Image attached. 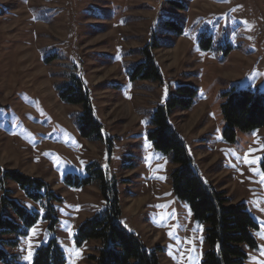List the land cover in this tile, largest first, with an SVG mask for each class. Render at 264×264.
<instances>
[{"label": "rangeland", "instance_id": "374dc122", "mask_svg": "<svg viewBox=\"0 0 264 264\" xmlns=\"http://www.w3.org/2000/svg\"><path fill=\"white\" fill-rule=\"evenodd\" d=\"M152 37L162 80H132ZM74 78L102 139L81 136L82 106L60 96ZM181 86L196 88L194 106L169 121L202 177L246 205L257 224L246 264H264V127L228 141L222 112L232 89L264 93V0H0V167L42 179L59 198L35 202L15 182L0 183V216L19 225L0 246L33 264L55 238L66 264H92L100 242L78 244L77 234L106 208L105 187L118 193L128 232L160 247L159 264H201L207 224L174 194L172 156L149 137L153 112Z\"/></svg>", "mask_w": 264, "mask_h": 264}, {"label": "trees", "instance_id": "16d2710c", "mask_svg": "<svg viewBox=\"0 0 264 264\" xmlns=\"http://www.w3.org/2000/svg\"><path fill=\"white\" fill-rule=\"evenodd\" d=\"M178 6L184 8L182 5ZM182 31L178 26L177 33L181 35ZM157 46L156 38L152 37L150 43L141 50L144 60L134 67L132 80H162L161 69L153 54ZM196 94L195 87L181 86L176 94H171L164 104L157 106L151 119L152 130L149 137L156 149L172 156L175 165L171 172L174 194L190 204L195 219L207 224V250L201 264H246L247 249L257 246L253 234L257 224L244 203L232 201L226 193L208 183L196 170L185 141L169 121L176 108L191 109ZM60 96L69 104L82 106L83 111L78 117L81 136L102 139L103 124L96 117L89 92L80 78L72 79ZM226 96L222 112L226 122L224 137L228 141H233L239 130L249 131L264 127V93L232 89ZM261 166L264 171V156ZM6 180L18 184L27 197L35 202L42 200L46 195L54 201L59 199L42 179L0 167V183ZM89 182L90 180L86 179L83 184ZM103 193L107 199L106 208L83 222L77 234L78 244L92 240L100 242L97 253L90 255L89 261L92 264H159L160 247L149 249L138 235L126 229L121 201L116 190L110 194L104 187ZM2 201L3 205L6 202L11 203L21 217H26L27 225L31 226L36 222L37 216L32 215L16 201H7L5 197ZM50 209L54 213L52 205ZM56 221L54 217L53 224ZM18 227L19 225L7 216H0V237L17 230ZM0 264L22 263L16 262L15 258L0 246ZM33 264H66L55 238L37 249Z\"/></svg>", "mask_w": 264, "mask_h": 264}, {"label": "snow or ice", "instance_id": "6c2138e0", "mask_svg": "<svg viewBox=\"0 0 264 264\" xmlns=\"http://www.w3.org/2000/svg\"><path fill=\"white\" fill-rule=\"evenodd\" d=\"M261 183L264 184V180H262Z\"/></svg>", "mask_w": 264, "mask_h": 264}]
</instances>
